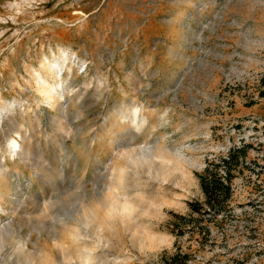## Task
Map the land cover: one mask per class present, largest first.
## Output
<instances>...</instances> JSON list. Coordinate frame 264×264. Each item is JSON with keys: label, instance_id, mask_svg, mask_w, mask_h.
I'll return each instance as SVG.
<instances>
[{"label": "rangeland", "instance_id": "374dc122", "mask_svg": "<svg viewBox=\"0 0 264 264\" xmlns=\"http://www.w3.org/2000/svg\"><path fill=\"white\" fill-rule=\"evenodd\" d=\"M263 73L264 0H0V264H264ZM243 142L233 213L176 236Z\"/></svg>", "mask_w": 264, "mask_h": 264}, {"label": "trees", "instance_id": "16d2710c", "mask_svg": "<svg viewBox=\"0 0 264 264\" xmlns=\"http://www.w3.org/2000/svg\"><path fill=\"white\" fill-rule=\"evenodd\" d=\"M259 95L264 96V73L259 78ZM248 143L232 145L225 153L218 154L207 160L201 171L197 172L202 200L189 202L187 214H174L171 219V231L176 236L200 234L205 237L210 233L208 222L220 217L221 219L233 213L231 198L233 194L232 181L235 171L242 170ZM190 252L178 248L161 264H187Z\"/></svg>", "mask_w": 264, "mask_h": 264}, {"label": "bare ground", "instance_id": "6f19581e", "mask_svg": "<svg viewBox=\"0 0 264 264\" xmlns=\"http://www.w3.org/2000/svg\"><path fill=\"white\" fill-rule=\"evenodd\" d=\"M53 89H51V91H52ZM47 93L49 94L50 93V91H47ZM51 96L49 95V98H50ZM13 146H17V145H13ZM3 193V190H2V188L0 187V194H2Z\"/></svg>", "mask_w": 264, "mask_h": 264}]
</instances>
